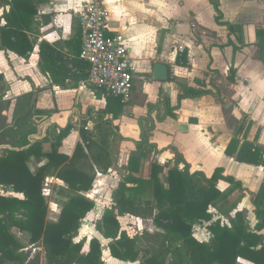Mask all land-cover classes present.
I'll list each match as a JSON object with an SVG mask.
<instances>
[{
    "label": "crops",
    "instance_id": "obj_1",
    "mask_svg": "<svg viewBox=\"0 0 264 264\" xmlns=\"http://www.w3.org/2000/svg\"><path fill=\"white\" fill-rule=\"evenodd\" d=\"M84 1L42 0L36 7L32 31L26 32L32 51L27 56H20L11 50L0 49V92L3 93L2 101L10 100L3 115L9 119L16 107V97L34 91L36 109L46 114L38 122L37 132L29 136L31 142L42 138L53 125L65 127L70 124L71 130L63 138L59 152L70 157L77 144H81L92 161L91 155L103 149L107 154L103 162L107 163L108 170L103 173L94 165L92 189L82 192L95 202V206H100L97 184L115 182V176L120 181L125 174L128 157L135 151L134 141L140 137L139 120L147 116V105L157 104L162 113L159 99L166 96L171 105L175 104L182 86L211 90L212 93L196 98H183L174 111L175 117L155 120L150 142L160 152L146 157L137 175L148 176L153 158L161 165L172 161L174 154L168 147L173 146L189 163L191 172L202 171L210 176L216 167H221L223 175L239 181L244 196L237 209L249 210L253 215L252 193L264 181V165L239 162L234 155L243 144L249 143L258 148L264 158V62L259 59L256 35V27H264V0H218L220 21L232 29L216 22V11L209 0H104L108 12L106 34L122 33L132 57L133 86L127 99L106 90H95L83 82L86 78L55 82L39 68L41 41L51 44L66 58L78 57L82 29L76 10ZM157 62L167 65L166 80L154 79L153 65ZM151 116L155 119V112ZM181 125L186 128L181 129ZM82 133L87 140L82 139ZM43 146L45 150L49 147L48 143ZM8 147L0 145V154ZM227 147L233 156L226 154ZM45 162L44 157L30 156L27 163L34 171ZM85 170L92 174L88 168ZM45 186L49 191L48 201L42 191L47 212L52 211L55 218L51 221H56L66 199L61 193L66 184L51 174L46 177L42 190ZM217 186L224 190L229 184L219 180ZM0 193L21 197L2 185ZM234 193L238 194V191ZM242 202L244 207L239 206ZM111 203L101 204L100 208ZM91 212L82 221L90 218ZM122 218L142 220L123 215L118 217L120 224ZM255 223L249 222V227L253 228ZM208 224L194 225L193 236L197 240L209 239ZM23 233L17 230L13 234L20 240ZM25 251L30 252L26 248ZM108 256L115 264H138L113 258L109 251ZM236 264L251 263L238 258Z\"/></svg>",
    "mask_w": 264,
    "mask_h": 264
},
{
    "label": "trees",
    "instance_id": "obj_2",
    "mask_svg": "<svg viewBox=\"0 0 264 264\" xmlns=\"http://www.w3.org/2000/svg\"><path fill=\"white\" fill-rule=\"evenodd\" d=\"M209 1L216 11V22L230 26L220 21L218 0ZM39 3L42 0H0V49L11 50L20 56H27L32 51L26 32L32 31ZM256 35L259 59L264 62V27L258 25ZM38 55L40 70L55 82L87 77L84 61L79 57L66 58L46 41L39 43ZM185 55L186 51L183 58ZM208 93L212 91L182 86L175 104L171 105L166 96L159 99L162 113L157 104L147 105V116L139 120L140 137L134 141L135 151L128 157L125 174L113 190L112 203L103 209L101 217L94 223L95 231L107 240L106 247L113 258L138 264H236L241 258L251 264H264V181L252 193V213L256 223L250 228L245 211L237 209L244 196L241 183L232 176L223 175L221 167H216L210 176L202 171L191 172L182 154L169 146L174 154L172 161L161 165L153 158L148 176L137 175L145 158L160 152L150 142L155 120L175 117L174 111L183 98ZM2 97L0 92V145L9 147L0 154V185L21 197L0 193V264H37L25 251L26 246L14 236L13 228L28 233V243L42 248L44 264H104L99 238L74 239L83 218L95 207V202L82 192L92 189L94 165L103 173L107 172L108 165L103 162L107 154L100 148L91 155L90 161L81 144H77L70 157L59 152L63 138L71 130L70 124L65 127L53 125L42 138L31 142L29 136L37 132L36 126L46 114L36 109L35 92L16 97V107L9 119L3 111L9 107L10 100L2 101ZM153 112L155 119L151 116ZM82 136L87 140L83 133ZM45 143L49 145L46 150ZM225 152L233 156L230 147ZM30 156L44 157L46 162L31 171L27 163ZM234 157L239 162L264 165L260 150L249 143L243 144ZM51 174L66 184V189L61 192L66 199L56 221L46 219L47 203L42 194L43 183ZM219 180L227 182L229 187L218 188ZM235 190L238 195L230 201ZM123 215L150 220L156 230L130 235L119 222L118 217ZM217 215L226 217V222ZM203 222H209L207 241H199L193 236L194 225Z\"/></svg>",
    "mask_w": 264,
    "mask_h": 264
},
{
    "label": "built area",
    "instance_id": "obj_3",
    "mask_svg": "<svg viewBox=\"0 0 264 264\" xmlns=\"http://www.w3.org/2000/svg\"><path fill=\"white\" fill-rule=\"evenodd\" d=\"M76 14L82 29L78 57L87 64L83 82L127 99L133 86L132 57L122 33L106 34L108 12L104 0L84 1Z\"/></svg>",
    "mask_w": 264,
    "mask_h": 264
},
{
    "label": "rangeland",
    "instance_id": "obj_4",
    "mask_svg": "<svg viewBox=\"0 0 264 264\" xmlns=\"http://www.w3.org/2000/svg\"><path fill=\"white\" fill-rule=\"evenodd\" d=\"M146 162H148V161H146ZM118 180L119 179H117V177L115 176V182L104 181V183H102L103 185L100 184V182L97 184L96 191L97 190L99 191V192H97V194H99V196L97 197V202L100 203V206H101V204L107 205L109 202L112 201L113 189H115L117 183L119 182ZM44 188L45 189L42 191H45V194L47 196L46 199L48 201L49 191L46 188V186ZM94 195L97 196L96 194H94ZM237 195L238 194H235V193L231 194L230 195V201L235 200ZM100 206L96 205L90 214V218H86L87 220L82 221L81 227L79 230V234L76 237V239L85 237L88 240L89 238L97 235L102 240L101 243L103 245V250H104L105 248H107L106 247L107 246V240L102 239L101 236L94 229V223L98 220L99 217H101V213L103 212V209H101ZM239 206L244 207L243 202ZM245 215H246V219H247L248 223L249 222H250V224L254 223V221H255V218H253L254 215L249 213V210H246ZM54 218H55V216L52 214V211H50L49 213L47 212V220L48 221H51ZM220 219H222L223 222H226V217H222ZM121 225L127 231V233L130 235H138V234L141 235V233L145 230L155 231V228L152 226L151 222L148 220H145V221L139 220L138 221V220L132 219V218H122L121 219ZM17 230H12V231H13V233H16ZM22 235L23 236H20L21 237L20 241H21V243H23L26 246L25 247L26 249L30 250V252H29L30 256H31L30 258H34L36 260L37 264H44L42 248L39 246V248H40V250H39V248H34L35 246H33V245H31L32 246L31 247L30 244L28 243L29 234L25 232ZM86 249H87V246L85 245L84 250H86ZM102 260L104 261V264H115V262L113 263L110 260V258L108 256V250L103 251Z\"/></svg>",
    "mask_w": 264,
    "mask_h": 264
},
{
    "label": "water",
    "instance_id": "obj_5",
    "mask_svg": "<svg viewBox=\"0 0 264 264\" xmlns=\"http://www.w3.org/2000/svg\"><path fill=\"white\" fill-rule=\"evenodd\" d=\"M185 34L184 32H181ZM153 77L156 80H166L168 77V68L164 63H154L153 65ZM180 128H186V125H181Z\"/></svg>",
    "mask_w": 264,
    "mask_h": 264
}]
</instances>
